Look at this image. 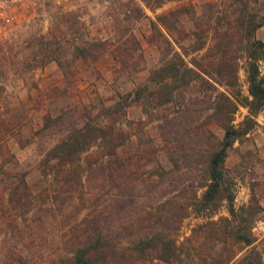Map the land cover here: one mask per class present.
<instances>
[{
	"label": "trees",
	"instance_id": "16d2710c",
	"mask_svg": "<svg viewBox=\"0 0 264 264\" xmlns=\"http://www.w3.org/2000/svg\"><path fill=\"white\" fill-rule=\"evenodd\" d=\"M250 1L201 0L198 10L188 2L159 13L149 21L159 39L158 58L143 79L117 92L109 104L97 98L45 111L37 129L50 135L38 160L42 186L36 192L14 155L0 152V242L9 229L29 247L50 243L46 228L58 226L66 236L55 243L47 264H181L191 257L189 252L179 257L181 220L191 211L212 213L224 204L227 215L196 224V230L210 229L195 240L205 248L197 252L200 264H264V235L251 233L253 210L233 203L223 170L227 149L254 126L253 116L264 104L257 64L264 42L254 36L264 14L250 9ZM182 19L190 21L186 33ZM84 35L70 49L44 35L40 62L55 60L63 74L69 69L65 64L78 58L96 61L110 40L114 76L145 68L136 53L140 40L130 28L104 38ZM239 56L245 61L246 93L237 82ZM131 101L138 103L141 118L125 117ZM239 105L246 113L235 123ZM10 123L0 116L8 134ZM149 127L157 132L168 166L153 152ZM5 138L0 131V144ZM21 249L12 254L26 258Z\"/></svg>",
	"mask_w": 264,
	"mask_h": 264
},
{
	"label": "rangeland",
	"instance_id": "374dc122",
	"mask_svg": "<svg viewBox=\"0 0 264 264\" xmlns=\"http://www.w3.org/2000/svg\"><path fill=\"white\" fill-rule=\"evenodd\" d=\"M200 1L163 0L158 4L156 0H103L83 4L69 3L65 7H57L51 5L48 0H39L43 4L35 9L27 21L18 26L13 34L0 38V116L11 122L12 127V133L8 134L4 125L0 124L2 135H6L0 144V152H3L5 157L9 152L14 155L17 165L26 172L28 187L30 185L36 192L42 186L37 180L40 176L38 160L48 145L46 140L50 135L46 130L41 132L37 129L42 122L43 113H54L68 104H79L97 98L106 104L112 103L117 98V92H123L132 87L133 82L143 79L147 74L146 67L157 61L159 39L149 21L154 20L159 13L183 3L194 2L198 10ZM248 4L253 11L264 14V0H252ZM182 22L186 33L190 21L182 19ZM119 28H130L140 40L136 53L143 57L145 68H140L129 76L113 75L112 59L108 50L110 40L106 42L108 48L96 61L87 62L78 58L73 64H65L69 69L63 74L55 60L40 62L39 48L44 45V35L56 36L51 39L55 46L70 49L71 44L86 38L85 32L104 38L112 36L113 31ZM254 36L264 42V23L255 29ZM204 50L203 48L199 52ZM237 62V82L242 93H246L244 57L239 56ZM257 64L259 74L264 77V56L259 58ZM6 108L9 110L5 111ZM245 113L246 107L239 105L233 122L237 123ZM142 116L137 102L131 101L126 105V118L136 120ZM253 117L256 120L254 126L234 139L227 149L223 170L231 180L233 203L245 206L248 204L249 209L252 208L250 231L259 239L264 235V104ZM148 132L155 140V156L162 164L168 166L155 128L149 127ZM173 181L182 185L192 180ZM219 215H227L224 204L219 205L212 213L191 211L181 220L176 232L179 257L182 258L186 252L191 256L186 257L181 264L201 263L197 252H203L205 248L195 240H201L203 233L210 229L206 227L204 232L196 230V224ZM46 229L50 243L35 241L32 247H29V242L22 244L19 237L13 238L9 229H6L5 237L0 242V264H47L48 255L54 251L55 243H59V238L66 236V233L63 234L62 228L58 226ZM190 233L192 240L183 245L181 242ZM217 238V235L212 236V239ZM212 239L209 238L208 241ZM41 244L42 251L38 249ZM238 246H243L241 251L247 248L244 245ZM20 248H24L21 249L23 254H28L26 258H17L12 254ZM29 250L32 252L31 257ZM170 264L180 263L173 261Z\"/></svg>",
	"mask_w": 264,
	"mask_h": 264
},
{
	"label": "built area",
	"instance_id": "2783aa9c",
	"mask_svg": "<svg viewBox=\"0 0 264 264\" xmlns=\"http://www.w3.org/2000/svg\"><path fill=\"white\" fill-rule=\"evenodd\" d=\"M43 1V0H42ZM103 0H48L51 5L65 7L69 3H90ZM43 2L39 0H0V38H5L29 19Z\"/></svg>",
	"mask_w": 264,
	"mask_h": 264
},
{
	"label": "crops",
	"instance_id": "0c3cea01",
	"mask_svg": "<svg viewBox=\"0 0 264 264\" xmlns=\"http://www.w3.org/2000/svg\"><path fill=\"white\" fill-rule=\"evenodd\" d=\"M255 153H256V151H255ZM259 153H261V152H259ZM257 155V154H256Z\"/></svg>",
	"mask_w": 264,
	"mask_h": 264
}]
</instances>
